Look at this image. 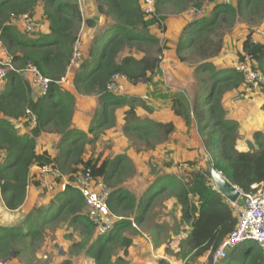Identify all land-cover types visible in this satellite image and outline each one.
I'll return each instance as SVG.
<instances>
[{
	"label": "trees",
	"instance_id": "trees-1",
	"mask_svg": "<svg viewBox=\"0 0 264 264\" xmlns=\"http://www.w3.org/2000/svg\"><path fill=\"white\" fill-rule=\"evenodd\" d=\"M94 1L97 12L111 17L112 22L96 35L73 78L72 84L77 92L98 95V108L86 132L72 126L75 98L58 82L66 74L81 24L84 21L92 26L94 21L83 19L77 0H0V42L13 66L8 74L9 82L0 91L2 202L8 210H16L24 204L33 165L52 164L68 179L75 172L90 168L92 177L101 179L111 189L107 203L110 212L120 217L114 220L106 234L95 235L93 252L89 250L94 264H128L126 256L132 239L125 236L124 231L132 227V222L142 225L163 197L176 199L180 208V223L188 225L180 247L184 254H191V258L183 264H190L191 260L215 252L237 224L234 206L213 188L210 176L206 174L207 169L198 166L194 160L186 161L187 168L182 176L171 173L157 175L143 195L137 198L123 186L126 178L135 172L126 155L117 154L103 160L94 155L85 158V155L98 130L114 125L118 107L128 106L124 111V128L139 137L148 138L161 131L165 138L174 130L171 123L136 117V99L113 94L107 91L106 84L116 72L125 74L132 84L148 80L157 68L158 59L146 53L137 57L130 52L134 49L139 52L143 45L159 43V39L150 33V27L162 26L169 7L174 10L173 13H180L191 6L199 7L204 1L213 0H155V13L148 18L138 0ZM38 5H41L43 18L48 22V33L36 31L27 36L10 23L12 18L22 14L33 17ZM263 15L264 0L217 3L210 16L195 19L184 26L176 42V52L181 54L192 49L206 59L212 57L218 48L212 50L208 47L213 41L208 36L216 27L222 24L230 26L236 18H261ZM124 50L129 53L120 58ZM239 54L242 62L248 58L251 66L264 74V40L254 41L248 33L241 43ZM29 65L37 67L51 79L48 92L36 99L33 98L30 83L20 73ZM196 70L206 74L200 78V93L195 95L191 104L174 96L172 109L188 127L195 119L203 139L201 157L241 191H251L253 184L264 181V135L256 131L253 134L255 147L250 146L247 151L238 150L239 124L226 116L222 104L223 94L244 84V76L235 68L217 69L209 61H203ZM261 87L264 89V83ZM142 106L147 108L144 104ZM27 109L35 115L36 123L28 133L20 134L8 119L21 120L29 126ZM43 132H54L61 137L58 153L54 157L46 151L39 153L36 150L35 139ZM85 207L81 192L68 184L46 208L27 214L16 225H0V261L27 254L35 242L42 239L47 225L52 226L66 217H69L70 223L78 225L82 233L88 236L96 233L95 225L83 213ZM130 212L133 214L131 219L126 216ZM81 219L83 222L79 223ZM116 250H120V254L114 256ZM162 263L164 261L160 260L159 264ZM218 264H264V252L254 243L245 242Z\"/></svg>",
	"mask_w": 264,
	"mask_h": 264
},
{
	"label": "rangeland",
	"instance_id": "rangeland-1",
	"mask_svg": "<svg viewBox=\"0 0 264 264\" xmlns=\"http://www.w3.org/2000/svg\"><path fill=\"white\" fill-rule=\"evenodd\" d=\"M77 3L80 9L81 6L78 0ZM37 11L39 13L42 12L40 9H37ZM166 11L167 15L173 13L172 11L174 10L169 7ZM81 15L83 17L82 13ZM262 17L255 16L252 19L240 17L234 19L230 26L222 24L216 27L208 36L213 40L212 43H209L208 47H211L212 50L218 48V51L215 55L206 59L197 51H192V49H187L181 54H177L174 48L168 45L169 43L167 40H171V38H168L169 32H167V29L172 26L173 23L180 20L178 16H171L169 18L171 19L170 26L163 25L165 30H162V26H155L151 31L149 30L151 34L159 39L158 44L154 46L143 45L139 52L137 51L138 49H134L130 52L136 54L137 57L146 53L158 59V65L154 73L148 80L144 79L135 84L129 82L121 96L124 98H135V105L137 107L135 112L136 117L141 120H151L153 122H158L163 110L172 106V98L174 96L191 104L189 93L183 90L181 85L184 86V84H188L190 83L189 81H191L198 87V94L200 93V78L206 74L204 75L198 72L196 68L203 61L213 63L214 67L217 69L235 68L241 61L239 59L241 43L248 33H251L252 38L256 39L259 38L262 30L264 32V15ZM34 19L36 21V29L38 28V30H40V23L43 20L38 19L37 21L35 17ZM18 22L12 25H16ZM82 24L86 23L83 21ZM21 26L22 33H25V35L29 34L24 30L23 22ZM86 26L87 27L80 32L83 55L86 48H88L89 42L90 45L92 44L91 42L94 37L92 36L93 34L91 35L93 28L91 29L90 27L92 26L88 27L87 24ZM36 29L33 32H38ZM84 36L87 42L86 45L84 43ZM0 59L8 60L10 56L7 59ZM78 65L79 64H77V66ZM177 73H179L178 75L181 78L180 81L185 82L184 84L180 85V83H177L178 77H175L178 76ZM9 80L10 76L7 75L3 80L4 84L8 83ZM188 85L186 88L189 87ZM245 90L246 92L233 91L230 96V93L226 92L223 94L225 96L224 98L222 96V99H225L224 103L225 101H230L227 108L230 106L231 109H227V117L231 120L236 119L235 121H237L238 124L240 122L237 142H248V148H250V146L255 147V138L253 134H250L251 132L254 131L253 133H255V130H259L264 135V126L260 129H256L254 126V119L257 117V112L261 110L264 111V109L261 108L262 103H264V89L260 84L256 87H246ZM145 95L148 96V98L143 97ZM86 100L87 101H81L84 102V104H81L80 110H78L80 115L75 118L76 123L81 124L82 119H85L88 115H93L98 108V102L95 98L90 97ZM142 104L147 108L143 107ZM140 107L141 109H139ZM93 108L94 110H92ZM127 108V105L118 107L117 110H115L116 118L114 125L102 131L98 130L94 143L87 146L88 153L85 155V158L94 155L103 160L106 158L110 159L117 154L126 155L134 168V174L136 173L137 176L131 175L126 178L125 185L132 193L137 195L142 191L146 181L149 182L153 180L155 176L165 173L164 166L168 165V163L174 168L176 173L174 175L178 177H180V175L182 176L184 167L186 166L185 162L191 160L195 161L197 158L195 156L197 152L196 148L198 145H202L203 139L201 133L198 131L194 118L193 124L188 127L190 128L192 126L191 129H187L185 132V137L178 135V132L172 136L174 130L165 138H163L164 136L161 131L148 138H142L143 136L139 137L134 133L126 131L124 128L126 120L123 110ZM92 115L91 117L89 116L91 119ZM90 118L85 124L86 132L91 125ZM131 121L132 119L129 120V122ZM177 128L178 131L182 130L181 123L177 124ZM88 134L90 136L93 135L92 133ZM42 137H45V135H42ZM166 141L169 143H166ZM57 143V141L45 142L41 140V142L36 143L37 150L46 149L49 150V152H53L56 149L58 150ZM165 143L168 148L164 147ZM1 155L0 153V162L2 159ZM172 157L173 160L171 159ZM196 164L206 169L208 166L204 158L196 160ZM34 181L32 182L34 191H31L32 194H28L29 198L27 203L25 206H21L16 210H8L4 206L0 193L1 226L9 227L16 225L23 221L27 214H35L39 210L46 208L49 206L51 200H54L59 189H61L60 180H56L51 191H47L46 188L42 187L39 183H34ZM48 197L51 198L49 202L47 200ZM83 213H87V207L84 208ZM126 216L130 219L133 218L131 212L127 213ZM69 220V217H66V219L52 226L47 225L43 232L42 239L35 242L31 251H28L27 254L22 253L16 258L0 261V264H87V256L84 249L90 238L88 235L82 233L80 228L70 223ZM81 222H83V219H81L79 223ZM187 230L188 225L180 223L179 207L176 201L173 198L164 199L163 197L161 202H158L157 205L151 209L146 221L142 225H132V227H128L124 232L125 236L134 239V244L130 247L131 251H129L126 259L128 264H159L160 260L164 261L162 264H183L185 261L187 262L188 259L191 258V254H184V252H182L183 249L180 247L181 238H183ZM91 249L93 252V248ZM115 255H117V253H115ZM190 264H209V260L206 256H201L191 260ZM215 264H218V262Z\"/></svg>",
	"mask_w": 264,
	"mask_h": 264
},
{
	"label": "built area",
	"instance_id": "built-area-1",
	"mask_svg": "<svg viewBox=\"0 0 264 264\" xmlns=\"http://www.w3.org/2000/svg\"><path fill=\"white\" fill-rule=\"evenodd\" d=\"M139 1L145 17L153 16L155 13V0ZM216 1L217 3L228 4L234 0ZM189 12L199 16L204 13V9L191 6L189 7ZM18 21L24 23V30L28 33L36 29V21L34 17L29 14H22L12 18L10 23L15 24ZM80 32L81 31L78 32V37L73 45V53L68 67L77 66L83 59ZM235 69L243 74L244 85L246 87H256L264 83V74L254 69L248 58H246L245 62L240 61V63L235 66ZM11 70H13L11 58L8 60L0 59V80L5 79ZM20 73L27 78L30 83L33 96L38 93L44 95L48 92L51 79L44 76L37 67L29 65L24 70H21ZM63 80L64 77H62L58 83L60 84ZM128 84L129 81L127 76L123 73L116 72L109 77L106 89L113 94L120 95L124 93ZM26 115L29 119V125L34 126L36 123L35 115L30 109L26 110ZM38 169L40 171L38 183L42 184L45 188L51 190L56 180L58 181L60 179L61 190L69 184L81 192L85 198L87 207L86 217L95 225L97 235L106 234L112 228L114 220L120 218L110 212L107 203L111 189L107 187L101 179H94L91 175L90 168L75 172L71 179L61 174L52 164L38 166ZM48 179H50V181H47ZM240 198L243 199V204H240L238 200L235 203H231L235 207L237 224L215 252L207 253L206 257L209 260V264H215L220 261L234 248L245 242L254 243L261 247L264 252V181L253 184L251 186V191H241Z\"/></svg>",
	"mask_w": 264,
	"mask_h": 264
},
{
	"label": "crops",
	"instance_id": "crops-1",
	"mask_svg": "<svg viewBox=\"0 0 264 264\" xmlns=\"http://www.w3.org/2000/svg\"><path fill=\"white\" fill-rule=\"evenodd\" d=\"M79 1V4H80V10H81V13L83 14V17H84V19H87V18H90V19H92L93 21H94V25H92V27H90L91 29L93 28V32L91 33V35L92 36H94L93 37V41H94V38L96 37V35L100 32V31H102L105 27H107L111 22H112V19H111V17H106L104 14H100L99 12H97V9H96V3H94L95 1L94 0H78ZM94 1V2H93ZM138 2H139V4H140V7H141V3H140V1L138 0ZM232 3H234L235 4V0L232 2ZM217 4V1L216 0H213V1H204L199 7H201V8H203L204 9V13L202 14V15H199V16H196V15H193V14H191L190 12H189V8L188 9H186V10H184V11H182V12H180V13H169V14H167L166 16H165V20L163 21V23H162V26L163 25H167L168 27L170 26V22H171V19H169L171 16H178V18L180 19V20H178V21H176L175 23H173V25L172 26H170L168 29H167V32H169V34H168V38L170 39L171 38V40H167L168 41V45H170V46H172L173 48H174V51L176 52V42H177V40H178V36L181 34V32H182V29L184 28V26L188 23V22H190V21H193V20H195V19H199V18H201V17H208V16H210L211 14H212V9H213V7L215 6ZM37 9H40V11H42L41 10V6L40 5H38L36 8H35V11H34V14H33V17H35L36 18V20L38 21V19H41V20H43L41 23H40V30H38V28L36 29V30H38V32H40V33H42V34H46V33H48V31H49V26H48V22L46 21V20H44V18H43V15H42V12H38L37 11ZM146 18H148V17H146ZM22 25V22H18L15 26H16V28L22 33V30H21V26ZM156 25H153V26H151L150 27V31H151V29L153 28V27H155ZM85 27H87L86 26V24H81V26H80V31L81 30H83ZM89 27V26H88ZM165 27V26H164ZM163 30V29H162ZM165 30V29H164ZM82 32V31H81ZM260 34L261 35H259V38H256V39H254L253 38V40H255V41H258V42H263V40H264V32H263V30L260 32ZM263 35V36H262ZM28 36V35H27ZM166 37V38H167ZM84 40H85V45H86V38H85V36H84ZM93 41L91 42V43H93ZM91 45H90V42H89V44H88V48H86V51H85V53H84V55H83V58H85V56L87 55V53H88V49H89V47H90ZM169 50V49H168ZM240 51H241V48H240ZM126 52H127V50H124L123 52H121L120 53V55H119V57L121 58V57H123L125 54H126ZM9 57V55H8V53H7V51L5 50V48L2 46V44H1V42H0V58H3V59H7ZM78 66H72V67H68L67 68V71H66V74L64 75V80L60 83V85L64 88V89H66V90H68V91H70L73 95H74V113H73V116H72V119H71V123H72V126L73 127H76V128H79L80 130H83V131H85V124H86V121H89V118L91 117V115H88L85 119H82L81 120V124L80 123H76L75 122V118L76 117H79V111L78 110H80L79 108L81 107V104H84V102H81V101H87L86 99H89L90 97H93V98H95L96 99V101L98 102V95L97 94H81V93H79V92H77L75 89H74V87H73V78H74V75H75V73L78 71ZM179 73H177V75H178ZM175 77H178V82L177 83H180V85L181 84H184L185 82H182V81H180V76L178 75V76H175ZM26 80H27V78H25ZM3 80L4 79H2V80H0V91L4 88V86L7 84H4V82H3ZM190 83H188V84H184V86H182L181 85V87L183 88V90H186L188 93H189V97H190V99H191V103L193 102V100H194V97H195V95L196 94H198V91H197V86L196 85H194V83L193 82H191V81H189ZM187 85L189 86L188 88H186L187 87ZM245 86L242 84V85H240L237 89H233V90H231V91H227V93H230L229 94V96L231 95V92H233V91H237V92H240V91H245L246 92V90H245ZM37 92V91H36ZM38 93V92H37ZM39 96H41L39 93L38 94H35L34 96H33V98L34 99H36L37 97H39ZM224 96L225 95H223V98H224ZM143 97H146V98H148V96H143ZM80 98V99H79ZM81 98H82V100H81ZM143 99V98H142ZM225 100V99H224ZM224 100L222 99V104H223V106H224V109L226 110V112H227V109H231V107L229 106L228 108H227V105H228V103L230 102V101H225V103H224ZM263 104V103H262ZM261 108H262V105H261ZM139 109H141V107L139 108ZM166 110H163V112H162V114H161V118H159L158 119V122L159 123H171L172 125H173V127H174V132L172 133V136L175 134V133H177L178 135H181L182 137H185V132H186V130L187 129H191V127L190 128H188V126L186 125V123L184 122V120L179 116V115H176L175 113H174V110L172 109V106H170V107H167V108H165ZM92 110H94V108L92 109ZM125 110H127V109H125ZM125 110H123V114H124V111ZM136 110H137V107L135 108V112H136ZM147 111V110H146ZM147 112H149V111H147ZM86 116V115H85ZM90 116V117H89ZM227 116V115H226ZM257 117L254 119V126H255V128L256 129H260L261 127H263L264 126V111H259V112H257V115H256ZM0 117H2V115L0 114ZM91 119V118H90ZM12 124H13V126H14V128H15V130H16V132H18V133H20V134H23V133H28L29 132V130H30V128L32 127V126H25L24 124H23V122L21 121V120H14V119H8ZM236 120V119H235ZM179 123H181V125H182V130H180V131H178V128H177V124H179ZM183 123V124H182ZM193 123H191V125H192ZM248 124H249V122H248ZM239 125H240V122H239ZM243 125V124H242ZM185 126V127H184ZM241 127V126H240ZM255 131H259V130H255ZM254 132V131H253ZM253 132H251L250 134H254ZM42 135H45V137H42ZM48 136H50V137H48ZM60 135L59 134H57V133H54V132H43V133H41L38 137H36V143L37 142H41V140H44L45 142H54V141H57L58 143L60 142ZM57 143V144H58ZM166 143H169L168 141H166ZM166 143L164 144V147L165 148H168V146L166 145ZM179 143V142H178ZM251 143H253V142H251ZM254 144V143H253ZM248 142H237L236 143V148L238 149V150H240V151H247L249 148H248ZM58 146V145H57ZM199 146V147H198ZM197 146V148H196V150H197V152H196V159H195V161L196 160H200V158H202L200 155H202L203 154V150H202V147H200L201 146V144L200 145H198ZM199 149V150H198ZM36 150H37V144H36ZM39 153H41V152H43V151H46L48 154H50V156H52V157H54L57 153H58V150L56 149L55 151H53V152H49V150H46V149H43V150H37ZM164 151H165V149H164ZM202 151V152H201ZM201 152V153H200ZM0 153L2 154L1 156H3V152H1L0 151ZM193 158V157H192ZM172 160H173V157L171 158ZM184 160V159H183ZM174 162H176V161H174ZM168 163V162H167ZM164 168H165V173H171V174H176L175 173V170H174V168L173 167H171V165L168 163V165H165L164 166ZM185 168H187V166H185L184 167V169ZM30 174H31V179H30V182L28 183V186H27V193H26V199H25V202H24V204H22L21 206H25V204L27 203V200H28V198H29V195L28 194H32V192L31 191H34L33 189H34V187H32V182L34 181V180H36L37 182L39 181V177H40V171H39V169H38V166H36V165H33L32 167H31V171H30ZM32 175H34V176H32ZM132 176H137V174L135 173V174H133ZM181 176V175H180ZM154 179V178H153ZM47 181H50V179H48ZM152 182V180H150L149 182H147L146 181V183H144V187H143V189H142V191L141 192H139V194H134V193H132L129 189H128V187L125 185V181L123 182V186L126 188V189H128L132 194H134L137 198L138 197H140V196H142L143 195V193L145 192V190H146V188L149 186V184ZM31 184V185H30ZM42 187H44L42 184H40ZM45 188V187H44ZM47 189V188H46ZM47 191H51V190H49V189H47ZM59 191H61V189H59ZM58 191V192H59ZM170 198H173L175 201H176V199L174 198V197H170ZM47 199V198H46ZM50 197H48V202L50 201ZM46 201V200H45ZM165 203V202H164ZM178 205V204H177ZM20 206V207H21ZM179 207V206H178ZM84 210V209H83ZM84 215H86V214H84ZM179 217H180V208H179ZM132 225H136V223L135 222H132ZM75 226H77L78 228H79V226L78 225H75ZM125 232V231H124ZM95 235H96V233H93L91 236H88L90 239L88 240L89 242L86 244V247H85V253H86V256H87V258H86V260H87V264H94V260H93V258L91 257V254H90V252H89V250H91V248H92V244H93V242H94V240H95ZM85 236V235H84ZM132 239V238H131ZM134 244V239H132V243H131V245H130V247L132 246ZM130 247L128 248V254H129V251H131L130 250ZM235 249V248H234ZM119 251V252H118ZM115 253H117V255H119L120 254V250H116L115 251ZM128 254H127V256H128ZM114 256H116V255H114ZM127 256H126V259H127Z\"/></svg>",
	"mask_w": 264,
	"mask_h": 264
},
{
	"label": "water",
	"instance_id": "water-1",
	"mask_svg": "<svg viewBox=\"0 0 264 264\" xmlns=\"http://www.w3.org/2000/svg\"><path fill=\"white\" fill-rule=\"evenodd\" d=\"M206 174L210 176L213 188L219 191L226 200L230 203L238 200L240 204H243V199L240 198L241 190L225 179L211 163L207 166Z\"/></svg>",
	"mask_w": 264,
	"mask_h": 264
},
{
	"label": "clouds",
	"instance_id": "clouds-1",
	"mask_svg": "<svg viewBox=\"0 0 264 264\" xmlns=\"http://www.w3.org/2000/svg\"><path fill=\"white\" fill-rule=\"evenodd\" d=\"M83 60V59H82ZM80 64V63H79ZM120 95H122V94H120Z\"/></svg>",
	"mask_w": 264,
	"mask_h": 264
}]
</instances>
